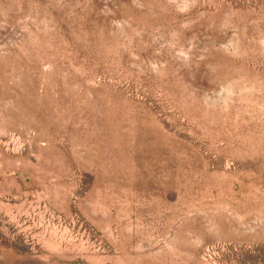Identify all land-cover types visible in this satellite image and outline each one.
<instances>
[{
    "label": "rangeland",
    "instance_id": "rangeland-1",
    "mask_svg": "<svg viewBox=\"0 0 264 264\" xmlns=\"http://www.w3.org/2000/svg\"><path fill=\"white\" fill-rule=\"evenodd\" d=\"M0 264H264V0H0Z\"/></svg>",
    "mask_w": 264,
    "mask_h": 264
}]
</instances>
